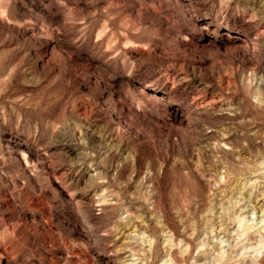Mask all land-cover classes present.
Instances as JSON below:
<instances>
[{
    "label": "clouds",
    "instance_id": "clouds-1",
    "mask_svg": "<svg viewBox=\"0 0 264 264\" xmlns=\"http://www.w3.org/2000/svg\"><path fill=\"white\" fill-rule=\"evenodd\" d=\"M0 264H264V0H0Z\"/></svg>",
    "mask_w": 264,
    "mask_h": 264
}]
</instances>
